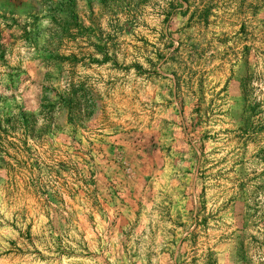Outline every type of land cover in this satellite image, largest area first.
Returning a JSON list of instances; mask_svg holds the SVG:
<instances>
[{"label": "rangeland", "instance_id": "rangeland-1", "mask_svg": "<svg viewBox=\"0 0 264 264\" xmlns=\"http://www.w3.org/2000/svg\"><path fill=\"white\" fill-rule=\"evenodd\" d=\"M0 121V264H264V0H0Z\"/></svg>", "mask_w": 264, "mask_h": 264}, {"label": "trees", "instance_id": "trees-1", "mask_svg": "<svg viewBox=\"0 0 264 264\" xmlns=\"http://www.w3.org/2000/svg\"><path fill=\"white\" fill-rule=\"evenodd\" d=\"M72 85L73 84H70V85H68L67 87H66V90H63L62 91V94H63V98L61 99V101L65 104H68V102L70 101V100H73V99H75V91L73 90V88H72ZM5 131V127L4 128H2V123H1V121H0V138H1V136H2V133Z\"/></svg>", "mask_w": 264, "mask_h": 264}]
</instances>
